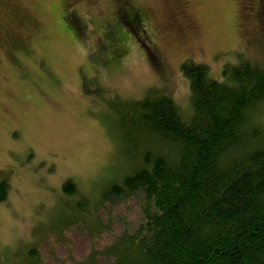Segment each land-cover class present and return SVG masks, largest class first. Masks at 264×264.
I'll return each instance as SVG.
<instances>
[{
  "label": "rangeland",
  "instance_id": "374dc122",
  "mask_svg": "<svg viewBox=\"0 0 264 264\" xmlns=\"http://www.w3.org/2000/svg\"><path fill=\"white\" fill-rule=\"evenodd\" d=\"M66 1L79 34L65 0H0V181L9 182L0 264L36 243L45 264L87 262L93 247L83 233L69 230L59 244L51 228L74 213L67 204L78 197L63 195L64 181L98 198L124 171L123 102L156 88L190 115L184 62L205 64L220 81L228 64L264 63V48L246 42L254 24L242 22L245 0H130L152 15L135 27L119 22L115 0ZM105 207V219L131 221L140 202Z\"/></svg>",
  "mask_w": 264,
  "mask_h": 264
},
{
  "label": "trees",
  "instance_id": "16d2710c",
  "mask_svg": "<svg viewBox=\"0 0 264 264\" xmlns=\"http://www.w3.org/2000/svg\"><path fill=\"white\" fill-rule=\"evenodd\" d=\"M115 2L124 25L148 19L130 0ZM69 8L67 24L79 34L78 12L71 10V17ZM181 71L190 84V115L156 88L123 102L118 115L124 171L98 198L73 179L62 184L66 198H78L67 204L73 215H64L52 234L61 244L67 231L83 233L93 247L85 264H264V123L258 118L264 111V63L228 64L222 81L203 63L186 61ZM8 194L4 179L0 202ZM135 198L140 210L133 220L105 219L109 201ZM4 264L45 262L36 243Z\"/></svg>",
  "mask_w": 264,
  "mask_h": 264
},
{
  "label": "flooded vegetation",
  "instance_id": "af4514ba",
  "mask_svg": "<svg viewBox=\"0 0 264 264\" xmlns=\"http://www.w3.org/2000/svg\"><path fill=\"white\" fill-rule=\"evenodd\" d=\"M246 6L243 8V17L242 21L246 26H249L250 22L254 24L252 37L246 42L247 44L256 43L257 48L262 47L264 43V0H245ZM152 17L151 14H148V17ZM241 27H244L241 24ZM245 40V37H244Z\"/></svg>",
  "mask_w": 264,
  "mask_h": 264
}]
</instances>
